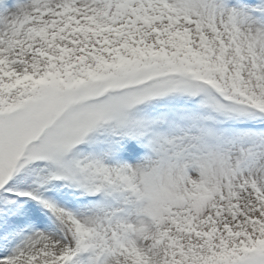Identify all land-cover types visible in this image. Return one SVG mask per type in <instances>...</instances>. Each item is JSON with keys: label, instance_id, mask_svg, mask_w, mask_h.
<instances>
[{"label": "snow or ice", "instance_id": "snow-or-ice-1", "mask_svg": "<svg viewBox=\"0 0 264 264\" xmlns=\"http://www.w3.org/2000/svg\"><path fill=\"white\" fill-rule=\"evenodd\" d=\"M0 264H264V0H0Z\"/></svg>", "mask_w": 264, "mask_h": 264}]
</instances>
